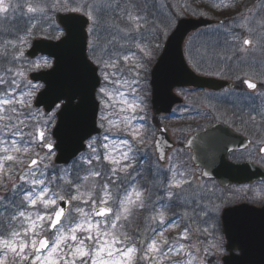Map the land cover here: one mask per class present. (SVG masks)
<instances>
[{
    "label": "snow or ice",
    "instance_id": "1",
    "mask_svg": "<svg viewBox=\"0 0 264 264\" xmlns=\"http://www.w3.org/2000/svg\"><path fill=\"white\" fill-rule=\"evenodd\" d=\"M234 2L232 0L233 6ZM147 7V0H79V6L74 9L82 12L88 22V32L92 36L88 45L93 53L92 61L101 69L105 81V86L99 89L101 102L113 109L119 103L121 114L126 109L135 113L141 107L136 99L129 100L121 88L127 87L135 93L133 85L138 83L144 61L151 58L150 44H135L142 56L130 51V42L135 40L136 34L150 31L146 28L149 23ZM47 11L45 0H0V173L12 180L11 195L7 202L5 197H0V208L16 209L7 220L4 219L5 212L0 211V220L4 221L0 223V264H164L165 258L185 249L184 244L177 242L188 239L191 225L172 241L165 235L166 228L179 227L180 221L169 220L163 211H157L151 199V189H145L138 182L145 172L147 160L141 161L137 157L140 149L136 145L144 144V134L141 125L133 124L135 116L125 114L120 120L102 116L101 126L104 120L109 125L102 141L89 139L87 154L75 157L71 169H62L59 177H46V170L51 165L44 161H50L53 144L44 141L47 139V125L52 123L55 112L47 116L43 128L37 127L35 133L26 132L25 129L35 117L31 114V106L25 109L24 105L33 93L18 92L24 72L22 69L14 71L6 64L14 65L23 57L22 47L27 37L35 30L38 20L46 18ZM109 12H118L123 27L104 18L102 13ZM237 16L240 20L238 27L247 36L232 31V27L237 26L235 23L225 31L231 37L233 51L241 54L239 62L246 63L250 52L264 54V19L257 21L253 27V16L243 13ZM5 22L9 25L7 29ZM109 30L111 40L101 48L100 33ZM151 31L159 32V27ZM5 32L14 39H2ZM125 51L129 54H122ZM189 63L197 67L190 53ZM243 83L248 89H256V84L249 79H244ZM109 84L119 87L109 89ZM26 86L31 87L30 82ZM60 108L61 105L57 104L56 109ZM251 108L253 113L264 119V98L259 106L253 101ZM250 119L255 120L256 116L251 115ZM113 127L117 132L130 135L131 140L126 137L111 139L107 132ZM37 141L48 152L44 156L35 153L25 166L22 157L32 150ZM156 147L157 161L162 162L164 152L159 150L158 144ZM259 152L264 156V146L259 148ZM11 162L21 167L18 179H13L14 168L4 173L6 165ZM158 167V164L153 165L156 186L165 190L169 201L184 200L185 186L191 183L180 178L185 173L179 172L178 176L176 166L172 165L169 169L171 177L165 184L155 180ZM70 171L74 172V178H69ZM53 184L56 191L51 187ZM0 186L8 191L2 176ZM201 202L198 200L196 204L197 216L200 223H207L210 210L207 206L201 209ZM24 207L36 211L20 210ZM215 210L213 208L211 211ZM138 211L152 213L150 218H145L150 226L143 232L137 230L133 236L125 226ZM188 215L185 213V216ZM196 231L201 230L197 228ZM202 232L210 234L208 228ZM166 264L184 262L168 259Z\"/></svg>",
    "mask_w": 264,
    "mask_h": 264
},
{
    "label": "rangeland",
    "instance_id": "2",
    "mask_svg": "<svg viewBox=\"0 0 264 264\" xmlns=\"http://www.w3.org/2000/svg\"><path fill=\"white\" fill-rule=\"evenodd\" d=\"M167 1L168 0H155L156 4L154 5L153 14H150L148 11L146 13L147 20L149 21V23L146 25V28H148L150 31L148 33L136 34L135 40L130 42V51L136 53L137 56H142L143 53H140L139 49L135 48L136 43L150 44L151 46V58L146 59L144 61L145 66L141 71L139 77L137 78L138 83L133 85V87H135L136 89V92L132 93L127 87L121 88V91H123L126 94V96L132 95L131 97L128 96L129 100L136 99V101L141 105V107L138 108L135 111V113H133L130 109H126L125 113L123 114L120 113L121 105L119 103H117L115 109L106 107L105 104L101 102L99 96V89L105 86V81L101 76L102 83L97 92V97L100 103L99 117L101 119L102 116H107L108 119L111 120H120L122 115L125 114L129 116H135V120L133 121V124L141 125L144 134V144L136 145V148L140 149V151L137 152V157L141 161L145 160V158L147 160L145 172L140 176L138 182H140L145 189H151V199L152 201L155 202V208L157 211H163L165 213L166 218L169 220L180 221L179 227L166 228L165 235L169 238L170 241H172L175 238H177V234L182 232L185 227L191 225V230L188 234V239L178 240L177 242L178 244L180 243L184 244L186 246L185 249L177 255L165 258L164 264H166V261L168 259L181 260L184 262V264H188L189 261H191V264H221L220 257L226 252L224 249V239L219 226L221 211L223 207L233 204L235 202H239L242 200L251 202V197L254 194V191H252V186L232 187L231 189L234 190L228 191L229 189L221 190L219 187H217L216 182L194 180L191 181L190 184L185 186L183 193L185 198L184 200H182L185 203H189L191 202V198L194 196L195 202L192 201L194 204L192 203L180 204L181 202L178 201L180 199H177L175 201H169V199L165 195V190L163 188L157 187L156 184L154 183V177L149 181L148 183L149 187L142 184V179L144 177H150V175H153V165L158 164V162L156 161V156L153 148L155 118H152L150 116V110L147 101L148 95H150L149 70L154 60L156 59L159 51L161 50L163 40L165 39L166 35L171 31V29L174 27L176 20L188 14L192 16H198L197 14H199V11H205V7H208L206 3L207 0H194V3L188 1L187 3L184 2L182 4L167 3ZM45 3L48 5L46 18H44L42 21L38 20L37 24H42L46 28L49 27L48 21L52 18L56 10L69 11V10H74L79 6V0H76L75 3H73L72 0H45ZM221 4L228 5L225 7V11L223 15H221L225 19V24L223 25L214 24L189 36L187 42L184 45V56L187 63L190 65L189 53L191 54V59L193 63L197 64L196 68L191 66L193 70L210 75L222 76L224 74V76H229L227 75L228 73L227 66L231 68H236V66H238L239 64L241 54L239 52L233 51L231 37L228 36L225 29L232 27V24L235 23L237 26L232 27V31L234 33H241L242 35L247 36V33L246 32L242 33L241 29L238 27L240 20L237 14L243 13L246 15L253 16V21L251 26L255 27L257 21L264 19V0H235L234 6L232 0H223L219 4V6L217 5L218 9L220 8ZM158 13L162 14L165 18L167 17L168 21L165 20L162 21L161 23L162 27L167 26L166 28H160V24L158 23V21L160 20L159 19L160 16H158ZM144 14L145 13H141V15ZM215 14L217 19H220L216 11ZM102 15L106 20L111 21L113 23H120L121 27H123V23L119 21L118 12L102 13ZM234 17L236 18L235 20H233ZM4 26L5 29L9 27L7 22H5ZM156 26L159 27V32L151 31V29H153ZM110 31L111 30L102 31L100 33L99 43L101 48L107 45L108 41L111 40ZM35 33L36 32L34 30L31 33V35L27 37L26 43L22 47L23 53L30 46L31 40L35 38L34 36ZM144 37L147 38L145 39ZM2 39L8 40V39H14V37L11 34L5 32ZM90 39H92V36H90L88 32V41H87L88 56L92 60L93 53L89 50V46H88ZM121 43H124V41H121ZM118 46L119 45H117V47ZM195 48L198 51L197 54H194ZM122 54L126 55L129 54V52L125 51ZM220 54L225 56V57H221L220 61H223V63L221 64H219L218 62ZM232 57L235 58V61L231 60ZM257 57H258L257 60H259L258 62H260L257 63L258 75H259L257 77V81L259 85H262L264 87V54L258 51ZM212 58H215L217 61L215 65L211 64L213 65L212 67L206 68L208 64L199 65V63L206 62V60H210L208 62H212L213 60H215ZM247 60L249 63L253 62L250 57V53L248 55ZM121 63H123V61H121ZM6 66L13 67L14 71L16 69H22L24 72V76L21 79V81L25 82L24 80L28 79L27 74L30 71L44 68L42 66L48 68L50 66V60L48 62L46 61L45 58H38L35 59V61H31L25 55H23V57H20L15 62L14 65L6 64ZM238 69L239 68H237V70ZM98 71L101 72V69L98 68ZM247 71L249 73L248 76H251L252 75L251 71L250 70ZM244 73H245V69H243V74ZM125 76H127V73L125 74ZM237 77L238 76L234 77V79H237ZM107 87L109 89H113L119 86L115 84H109L107 85ZM177 89H179L178 94H180V96L184 95L183 103L180 105L181 107H178L180 109L183 107L185 108L188 107L193 109L203 108V109L252 110L251 105L253 104V101L257 106H259L261 99L264 98L263 97L264 88H261L258 91L259 100H257L253 96H248L247 94H243L239 90L236 92L224 91L214 96L198 90L196 92H192L188 88H177ZM177 89H176V93H177ZM221 101H223V103H221ZM39 111H40V113H38L39 119L34 121L35 124H32L33 129L31 130V128L28 127L26 129V132L35 133V129L37 127L40 128L44 127L40 124L44 123V121L47 118L45 117V114H43L41 110ZM254 115L256 116V119L252 120L251 122L252 125L245 128L250 130V132L247 133L245 132V133L251 136L252 147L248 151L242 153L241 157L250 158V159L252 158L254 160L257 159V162L259 164L264 165V156L259 154V148L261 147L262 144H264V119H261L260 115H258L257 113H254ZM215 117L219 119L220 115L217 114ZM143 120L145 121L147 120L148 124L147 125L143 124L142 123ZM37 121H39V124H37ZM100 123L102 124V120ZM108 128L109 125L107 123V120H104L103 126H101V135L95 138H98V140L102 141L103 136L106 134V129ZM107 134L110 136L111 139H120L126 137L129 140H131L130 135H127V133L123 131L117 132V129L115 127H113L110 131H108ZM49 141L52 142L53 139L51 137V131L47 126V139L44 141V143ZM87 151L88 149H86V151L83 152L82 154H87ZM177 152L178 150L173 151L172 153L169 154L171 160H169L168 158L166 165L160 166L158 164L159 167L156 169L157 175L155 177V180L163 181L165 184L168 182V178L171 177V171H169V169L171 168L172 165H175V158L178 156ZM35 153H38L40 156H44L46 154V153H41L40 147H37L36 144L33 145L32 150L24 155L23 163L25 166L30 161V159L34 157ZM50 155L52 160L54 153H51ZM47 161L48 160H45L44 163L46 164ZM73 162L74 160L69 164L67 169H71ZM13 166H14L13 168L15 169V172L13 173V179H18V176L21 171V167L15 164V162ZM62 169L65 168H63V166H60L57 172L61 171ZM137 170L139 171V168ZM176 170L179 176L180 170H178L177 167ZM4 173H7L5 169H4ZM61 174L62 172L58 175V177L61 176ZM0 176H2V179L4 183L7 185V189H8V191H6L5 188H3L2 190V186H0V197L6 198L7 196V198H9L11 195L12 180L9 179L6 174L0 173ZM46 177L48 179H51V177H48L47 174ZM69 178H74L73 171L69 172ZM51 187L53 191L57 190L55 184L51 185ZM65 194L67 195V193ZM157 197H160L161 199L157 200L156 199ZM7 198H6V202H7ZM198 200L202 201L200 204L201 209L207 206V208L210 210V218L208 219L207 223H200L197 214H192V219L190 220V222L183 223L182 220H185V218L181 219L183 217V205H188L191 212L195 211V213H197L198 209L196 208V204ZM15 203H19V201H16ZM213 208H215L216 210L211 211ZM9 210L10 213L4 211L5 220L9 219L10 216L13 214V212L16 211L15 208H9ZM20 210H24L26 212L36 211L35 209H28L27 207H24ZM151 214L152 213L149 211H138L134 213V215L131 217L130 223L126 224L125 226L126 231L130 234L132 230H135L134 236L137 234V230H139V232H143V230L146 227L150 226L149 224L146 223L145 218L146 217L150 218ZM211 217H214V219ZM3 222L4 221L2 220L0 221V223ZM135 226H137V228H135ZM197 228H199L201 231L197 232L196 231ZM204 228H208L210 234H204L202 232ZM197 249L199 250L197 251ZM9 259H11V257H9Z\"/></svg>",
    "mask_w": 264,
    "mask_h": 264
},
{
    "label": "water",
    "instance_id": "3",
    "mask_svg": "<svg viewBox=\"0 0 264 264\" xmlns=\"http://www.w3.org/2000/svg\"><path fill=\"white\" fill-rule=\"evenodd\" d=\"M55 20L64 30V36L58 41L35 39L26 51V56L34 58L42 54L53 58L51 69L30 74V78L45 84L34 102L36 106H43L49 111L62 99L69 103L59 111L58 121L52 131L57 150L55 163L66 164L83 150L84 141L98 131L95 126L97 102L94 92L99 85V77L86 54V17L75 12L56 13ZM210 23L212 20L201 17L181 18L168 35L150 72L153 113L168 112L180 101L172 92L175 87L219 89L229 84L196 76L188 69L183 57L185 37L198 27ZM164 141L166 135L162 129L154 141L157 154V144L164 154L169 148ZM246 143V139L226 132L217 125L193 136L189 144L194 148V163L203 167L202 175L217 178L218 183L226 187L264 178V169L261 167L252 163H230L227 160L228 151L243 148ZM214 157H217V161ZM221 222L228 251L222 257L223 264L264 263V207L257 209L245 203L229 206L223 210ZM257 246L260 247V254H257Z\"/></svg>",
    "mask_w": 264,
    "mask_h": 264
},
{
    "label": "flooded vegetation",
    "instance_id": "4",
    "mask_svg": "<svg viewBox=\"0 0 264 264\" xmlns=\"http://www.w3.org/2000/svg\"><path fill=\"white\" fill-rule=\"evenodd\" d=\"M250 57L253 62H246V63H240L236 68H239L238 71L240 74L242 73V69L246 70H252L255 67L254 64V57L252 54H250ZM223 63V62H221ZM220 63V64H221ZM201 65H206V62H201ZM236 71V72H238ZM256 73H252V76ZM243 83V81H242ZM236 84L235 87L232 89H222L220 91H210V90H198L202 92H206L211 95H218L221 92L228 91V90H239L243 94H251L247 92L244 88L243 84ZM192 92H196L197 89H191L188 88ZM177 89V93L178 94ZM180 95V94H178ZM184 99V95H182ZM183 103V102H182ZM181 105V104H180ZM179 104H176L172 107V109L169 112H160L155 115V133L158 132L160 129H164L165 135L168 139L171 140L173 144V148L169 150L166 153V161L164 163H161L158 161V164L160 166H164L167 164L169 154L173 151H177L178 156L175 158V165L179 172H184L185 176L180 177L191 181L194 180H200V181H206V182H217L215 178H206L202 176V167H199L194 164L193 162V155H194V149L187 146L190 138L195 135L198 132L203 131L206 128H209L215 124L222 123L226 125L230 130L233 132L242 134L246 136L250 142L248 146L244 149L231 151L228 153L227 158L230 162L234 163H242V162H254L257 163V159H250V158H243L241 157V154L248 151L252 147V138L247 132H250L249 129H245L246 127L252 125V120L250 119L251 115H254L252 110L249 109H203V108H178L181 107ZM183 106V105H182ZM219 114L220 118H216L215 116ZM246 132V133H245ZM181 153V154H179ZM214 160L217 161V157H214ZM181 161V162H180ZM163 164V165H162ZM192 169V170H191ZM217 187H219L221 190H234L231 189L232 187H240V186H252V191H254V194L251 197V203L260 208L264 206V180L262 181H254L253 183H245L240 185H231L228 187H221L216 183ZM226 191V192H228ZM181 203L180 204H189L195 202L194 196L191 198V202L185 203L182 200H178ZM193 201V202H192ZM189 209L188 205H183V217L181 219L182 222H190L192 219V214H197L195 211H192ZM185 213H188V216H185ZM221 224V223H220ZM220 226V225H219ZM257 254H260V247H256ZM264 264V263H260Z\"/></svg>",
    "mask_w": 264,
    "mask_h": 264
},
{
    "label": "trees",
    "instance_id": "5",
    "mask_svg": "<svg viewBox=\"0 0 264 264\" xmlns=\"http://www.w3.org/2000/svg\"><path fill=\"white\" fill-rule=\"evenodd\" d=\"M147 4H148V7H147V11L150 13V14H153L154 12V5L156 4L155 0H147ZM160 14V13H159ZM160 16L162 17V19H164L165 17L160 14ZM160 19V18H159ZM162 19L159 20V23L161 24L162 23ZM56 29H53L52 32L53 34L55 35L56 34ZM156 51V50H155ZM157 52V51H156ZM54 171V170H53ZM0 211H5V212H8L10 213V210L9 208H0Z\"/></svg>",
    "mask_w": 264,
    "mask_h": 264
}]
</instances>
